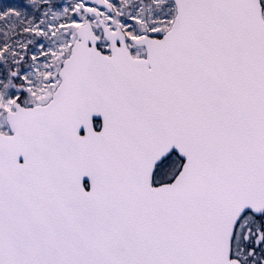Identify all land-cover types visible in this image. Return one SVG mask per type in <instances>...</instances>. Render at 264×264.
Wrapping results in <instances>:
<instances>
[{
    "label": "snow or ice",
    "instance_id": "snow-or-ice-1",
    "mask_svg": "<svg viewBox=\"0 0 264 264\" xmlns=\"http://www.w3.org/2000/svg\"><path fill=\"white\" fill-rule=\"evenodd\" d=\"M0 12V264H264V0H28Z\"/></svg>",
    "mask_w": 264,
    "mask_h": 264
},
{
    "label": "rangeland",
    "instance_id": "rangeland-1",
    "mask_svg": "<svg viewBox=\"0 0 264 264\" xmlns=\"http://www.w3.org/2000/svg\"><path fill=\"white\" fill-rule=\"evenodd\" d=\"M63 3L70 4L72 0H62ZM28 0H0V12L7 9H16L19 11H30L27 7Z\"/></svg>",
    "mask_w": 264,
    "mask_h": 264
}]
</instances>
